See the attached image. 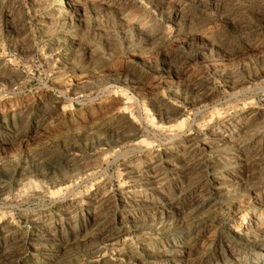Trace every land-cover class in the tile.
<instances>
[{"label":"rangeland","instance_id":"rangeland-1","mask_svg":"<svg viewBox=\"0 0 264 264\" xmlns=\"http://www.w3.org/2000/svg\"><path fill=\"white\" fill-rule=\"evenodd\" d=\"M0 264H264V0H0Z\"/></svg>","mask_w":264,"mask_h":264},{"label":"bare ground","instance_id":"bare-ground-1","mask_svg":"<svg viewBox=\"0 0 264 264\" xmlns=\"http://www.w3.org/2000/svg\"><path fill=\"white\" fill-rule=\"evenodd\" d=\"M63 3V2H62Z\"/></svg>","mask_w":264,"mask_h":264}]
</instances>
